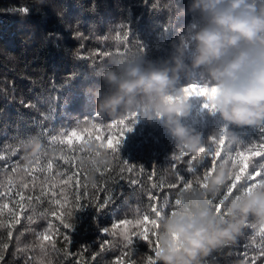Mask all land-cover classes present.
<instances>
[{
  "label": "trees",
  "instance_id": "16d2710c",
  "mask_svg": "<svg viewBox=\"0 0 264 264\" xmlns=\"http://www.w3.org/2000/svg\"><path fill=\"white\" fill-rule=\"evenodd\" d=\"M193 3L0 0V264H147L155 245L150 248L139 233L147 230L152 238L153 229L148 222L136 224L137 217L148 214L153 204L164 208L162 216L176 209L183 187L180 176L192 177L190 164L198 169L211 165L210 156H200L211 137L219 140L220 155L209 176L220 164L229 179L233 172L246 177L259 170L264 176V126L225 128L219 114L202 107V97L192 99V113L184 120L202 134L197 152L179 145L159 122L143 120L126 133L119 151L98 147L117 131L111 125L123 119L97 112L95 92L108 91L100 78L105 65L114 59L121 65L173 67L181 51L190 63L195 34L208 25L206 15L192 9ZM181 76V83L187 84L184 73ZM193 80L209 83L200 73ZM133 118L139 119V113L126 115L125 123ZM73 131L79 139L71 137L69 144ZM36 143L42 147L33 154ZM93 147L109 156L105 166L93 164L98 158ZM238 151L246 161L236 158ZM257 151L260 156L254 155ZM200 159L203 163L198 164ZM92 174L94 184L88 180ZM227 182L209 194L210 201ZM243 184L242 179L237 187ZM74 192L82 193L80 203L87 204L78 210ZM246 194L242 188L235 198ZM95 197H110L103 211L92 206ZM227 206H221L222 213ZM61 220L73 228H65ZM156 232L158 238L159 229ZM262 253L264 226L252 219L241 236L212 251L203 264H264Z\"/></svg>",
  "mask_w": 264,
  "mask_h": 264
},
{
  "label": "clouds",
  "instance_id": "9594fccd",
  "mask_svg": "<svg viewBox=\"0 0 264 264\" xmlns=\"http://www.w3.org/2000/svg\"><path fill=\"white\" fill-rule=\"evenodd\" d=\"M192 9L205 14L208 25L195 34L196 50L190 63L182 51L174 57V66L165 68L121 65L110 59L100 77L108 91L97 90L95 96L98 114L124 119L139 113V120L159 122L179 145L197 152L202 134L184 123L192 113L194 97L204 98L202 107L210 104L207 109L219 114L225 128L264 126V5L258 7L257 0H194ZM181 73L187 84L181 83ZM196 73L209 81L210 91L205 95L192 94V86L198 84L193 80ZM41 147L33 144L32 153H39ZM91 150L99 152L95 147ZM109 159L100 153L93 164L103 167ZM228 179L229 173L220 164L208 177L206 188L187 191L183 207L161 218L158 264H203L212 251L241 236L250 220L264 226V187L226 201L222 215L213 210L209 194H215ZM88 180L94 184L95 175Z\"/></svg>",
  "mask_w": 264,
  "mask_h": 264
},
{
  "label": "snow or ice",
  "instance_id": "6c2138e0",
  "mask_svg": "<svg viewBox=\"0 0 264 264\" xmlns=\"http://www.w3.org/2000/svg\"><path fill=\"white\" fill-rule=\"evenodd\" d=\"M193 93L194 95H205L207 92L210 91V88H208L206 85H193ZM205 108H211L212 106L210 104H205L204 105ZM139 123V119L137 118H133L131 119L128 123H125V120H117L115 121L112 125L111 128L112 129H116L117 131H115V133L108 138L107 143H101L98 147L99 148H107L112 150L113 152L119 151V146L122 144L126 133L131 132L134 130V126L135 124ZM93 127H97L96 125H93ZM221 136H223V132L220 134ZM71 137H77V139H79L77 132L73 131L71 133V136L68 138V143L71 144ZM109 140H111V146H109ZM210 143L207 145V147H205L200 156L204 157L205 155H208L211 157V165H205L203 169H198L197 167H194L190 164L189 168L187 169V171L189 173L192 174V177L188 180H185L184 176H180V181L183 182V187L180 189V192L178 194V198L175 200V206L176 209L172 212V214L175 213L176 210H179L183 207L184 205V194L189 191V190H200L204 187L210 171V168H215L216 167V157H218L220 155V149H219V140L217 139V137H211L209 138ZM100 153L97 152L96 155H99ZM180 155H183V152L180 153ZM254 155L256 156H260L261 152L257 151L254 152ZM231 158V157H229ZM236 158L240 159L243 158L245 161L247 160V157L244 155L243 152H236ZM227 162V161H224ZM223 162V163H224ZM198 164L203 163V160L200 159L197 161ZM49 167H51V165H49ZM235 168V165H233V169ZM244 169H240V173H243ZM261 177L259 181L255 180V177ZM244 180V184L241 185L239 188L237 187V182ZM195 183V187L193 186ZM264 187V176H261V172L259 170L255 171L254 175L252 173H249L248 176H242L241 174H237L235 172H233L231 178L228 180L227 184L225 185V187L223 188V190L216 196H214L212 198V200L210 201V206L213 207L214 211L217 212L218 215H222L223 213L221 212V206L225 205V202L230 200L231 198L234 197H238V195L241 192L242 188H246L248 193L250 194L254 189L256 188H261ZM234 189L236 190L235 194H234ZM102 191V189H101ZM19 195V193H18ZM83 194L82 193H78V192H74L73 193V198H74V202H75V206L76 209H80L82 208L84 205L87 204H82L80 203V198ZM21 199H23V196H21ZM86 199V197H85ZM110 197H106L103 201H100L98 197H95V203L92 205L93 207H95L97 209V211H103L104 208H106L108 206ZM56 203L59 204L60 201L57 199ZM167 203V201L165 202ZM164 211V208H157L154 204L150 206L149 209V213L148 214H141L140 216L137 217L135 223L138 225H143L146 222L150 223L152 226V232H151V236L152 238L149 237V233L147 230L142 231L139 233V237L141 240H143L144 242H146L148 244V246L151 248L153 245H155L154 248V255H149L147 257V264H158V260H157V255H158V251H159V239L157 238V232L156 229H159L160 227V220L163 217L162 216V212ZM72 213L69 212L68 216L71 217ZM150 215L153 216V218L150 219ZM18 222V221H17ZM61 223L63 224V226L65 228L68 229H72L73 225L71 223H64L63 220H61ZM123 224L127 225L132 223V221L129 220H123L122 221ZM117 225H113V227H116ZM105 233L109 232V229L106 228ZM11 235V233H9V236ZM45 239H47V237H44ZM67 234L65 235V239H67ZM156 238V239H153ZM4 247H7V244L4 245ZM264 254V253H262Z\"/></svg>",
  "mask_w": 264,
  "mask_h": 264
},
{
  "label": "water",
  "instance_id": "95a60500",
  "mask_svg": "<svg viewBox=\"0 0 264 264\" xmlns=\"http://www.w3.org/2000/svg\"><path fill=\"white\" fill-rule=\"evenodd\" d=\"M120 264H122V263H120Z\"/></svg>",
  "mask_w": 264,
  "mask_h": 264
}]
</instances>
